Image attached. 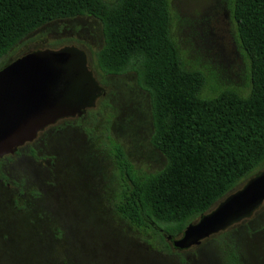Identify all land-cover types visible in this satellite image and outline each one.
<instances>
[{
  "label": "rangeland",
  "instance_id": "rangeland-1",
  "mask_svg": "<svg viewBox=\"0 0 264 264\" xmlns=\"http://www.w3.org/2000/svg\"><path fill=\"white\" fill-rule=\"evenodd\" d=\"M168 3L179 56L186 69L204 76L200 97L224 90L246 95L249 62L230 16L232 0ZM101 43L99 23L89 16L53 20L4 59L5 66L31 51L73 47L84 54L98 92L79 113L57 118L16 146V154L0 157L8 180L0 182V264H180L179 258L184 264H222L213 241L221 234L235 243L242 264H264V204L197 246L168 253L112 211L120 180L109 148L120 147L139 176L158 171L165 160L149 144L148 96L134 75L101 77L95 71L91 53ZM257 171H264V161ZM19 180L21 195L12 185Z\"/></svg>",
  "mask_w": 264,
  "mask_h": 264
},
{
  "label": "trees",
  "instance_id": "trees-1",
  "mask_svg": "<svg viewBox=\"0 0 264 264\" xmlns=\"http://www.w3.org/2000/svg\"><path fill=\"white\" fill-rule=\"evenodd\" d=\"M80 16L100 26L102 43L91 53L95 71L101 77L132 73L147 94L149 144L165 160L158 171L139 176L120 147L109 148L120 180L111 209L168 253L174 250L171 240L256 175L264 161V0H232L230 8L249 62L244 96L224 90L200 97L205 79L186 69L179 56L170 36L168 0H0V69L38 28ZM28 152L34 157L29 147ZM0 182L8 184L1 171ZM22 183H12L18 195ZM222 237L213 239L221 263L242 264L235 243Z\"/></svg>",
  "mask_w": 264,
  "mask_h": 264
},
{
  "label": "water",
  "instance_id": "water-1",
  "mask_svg": "<svg viewBox=\"0 0 264 264\" xmlns=\"http://www.w3.org/2000/svg\"><path fill=\"white\" fill-rule=\"evenodd\" d=\"M84 54L73 47L25 53L0 69V157L31 141L57 118L79 112L96 88L84 69ZM264 204V171L246 180L212 206L177 239L174 249H188Z\"/></svg>",
  "mask_w": 264,
  "mask_h": 264
},
{
  "label": "flooded vegetation",
  "instance_id": "flooded-vegetation-1",
  "mask_svg": "<svg viewBox=\"0 0 264 264\" xmlns=\"http://www.w3.org/2000/svg\"><path fill=\"white\" fill-rule=\"evenodd\" d=\"M98 92V89L96 88V92L94 93V96H95V94ZM79 113V112H78Z\"/></svg>",
  "mask_w": 264,
  "mask_h": 264
}]
</instances>
